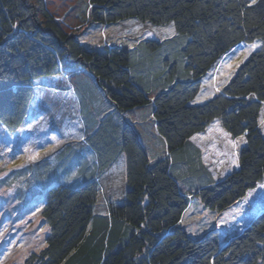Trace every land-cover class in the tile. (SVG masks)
<instances>
[{
    "label": "trees",
    "instance_id": "trees-1",
    "mask_svg": "<svg viewBox=\"0 0 264 264\" xmlns=\"http://www.w3.org/2000/svg\"><path fill=\"white\" fill-rule=\"evenodd\" d=\"M127 19L171 23L175 34L132 49L90 50L79 39ZM256 41L222 90L193 105L200 80ZM60 75L80 106H91L81 111V150L68 145L59 157L79 185H62L61 165L50 161L56 182L38 193L45 246L24 264H264V0H0V126L19 131L35 82ZM216 122L244 140L237 170L219 179L196 140ZM117 164L124 198L107 194L94 213ZM239 201L243 231L224 244L213 227L191 238L192 228L179 226L191 208L220 214Z\"/></svg>",
    "mask_w": 264,
    "mask_h": 264
},
{
    "label": "rangeland",
    "instance_id": "rangeland-1",
    "mask_svg": "<svg viewBox=\"0 0 264 264\" xmlns=\"http://www.w3.org/2000/svg\"><path fill=\"white\" fill-rule=\"evenodd\" d=\"M174 34L171 23L158 26L127 19L110 26H93L81 34L79 39L90 50H98L107 45L132 49L141 40L163 41ZM259 46L260 42L256 41L254 45H246L243 50L228 54L218 72L213 74L214 68L200 80V91L192 104H203L216 96L222 90L226 76L234 75ZM35 87L24 126L14 134L7 133L0 126V264H24L29 256L39 255L44 249L48 229L40 216L42 200L38 193L39 187H51L56 182L55 169L50 171L48 168L50 161L61 165L58 176L62 185H79L75 184L76 179H70L71 175L65 172L68 160L61 159L67 155L65 148L68 145L81 150L85 128L88 129L87 124L83 126L84 116L81 111L85 114L91 106H80L71 89L68 75L38 79ZM217 129L219 127H214L208 132V136L199 145L206 152L209 169L219 179L223 174L237 170L238 151L244 145V140L226 137ZM259 131L264 137V102L259 113ZM60 155H63L61 159ZM118 166L109 172L111 179L104 178L103 192L99 191L96 195L94 213L102 214L105 210L107 194H112L110 199L113 201L124 198L126 180L124 170ZM191 209L179 223L181 228L183 225L186 229L192 228L191 238L198 237L194 235L197 234L194 229L209 230L213 227L219 232L220 244H224L243 231V213L246 210L244 201L235 203L220 214L202 207L197 211Z\"/></svg>",
    "mask_w": 264,
    "mask_h": 264
},
{
    "label": "crops",
    "instance_id": "crops-1",
    "mask_svg": "<svg viewBox=\"0 0 264 264\" xmlns=\"http://www.w3.org/2000/svg\"><path fill=\"white\" fill-rule=\"evenodd\" d=\"M214 127H219V129H217V132L219 131V133H223V135H227V134L224 132V130L219 126L218 122L213 123L212 126H210L205 132H203L202 134H200V135L197 137V139H196V140H197V143H198V146H199V148L201 149V151H202L203 153H206V152H205L204 148L201 147V146L199 145V142L204 141L203 138H205V136H208L207 133L210 132V131H212V129H213ZM226 137H229V136L227 135ZM229 138H231V137H229ZM204 155H205V154H204ZM205 161H207L206 158H205ZM207 164L209 165L208 162H207ZM209 166H210V165H209ZM211 172H213V171L211 170Z\"/></svg>",
    "mask_w": 264,
    "mask_h": 264
},
{
    "label": "built area",
    "instance_id": "built-area-1",
    "mask_svg": "<svg viewBox=\"0 0 264 264\" xmlns=\"http://www.w3.org/2000/svg\"><path fill=\"white\" fill-rule=\"evenodd\" d=\"M239 49H242V45H239Z\"/></svg>",
    "mask_w": 264,
    "mask_h": 264
},
{
    "label": "snow or ice",
    "instance_id": "snow-or-ice-1",
    "mask_svg": "<svg viewBox=\"0 0 264 264\" xmlns=\"http://www.w3.org/2000/svg\"><path fill=\"white\" fill-rule=\"evenodd\" d=\"M255 2V0H253V3Z\"/></svg>",
    "mask_w": 264,
    "mask_h": 264
}]
</instances>
